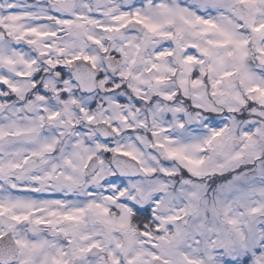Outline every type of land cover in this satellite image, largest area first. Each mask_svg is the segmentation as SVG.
<instances>
[{
	"label": "snow or ice",
	"instance_id": "1",
	"mask_svg": "<svg viewBox=\"0 0 264 264\" xmlns=\"http://www.w3.org/2000/svg\"><path fill=\"white\" fill-rule=\"evenodd\" d=\"M0 264H264V0H0Z\"/></svg>",
	"mask_w": 264,
	"mask_h": 264
}]
</instances>
